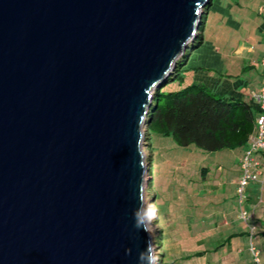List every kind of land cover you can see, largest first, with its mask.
Listing matches in <instances>:
<instances>
[{
  "label": "water",
  "instance_id": "95a60500",
  "mask_svg": "<svg viewBox=\"0 0 264 264\" xmlns=\"http://www.w3.org/2000/svg\"><path fill=\"white\" fill-rule=\"evenodd\" d=\"M210 1L0 0V264H137L146 118Z\"/></svg>",
  "mask_w": 264,
  "mask_h": 264
},
{
  "label": "rangeland",
  "instance_id": "374dc122",
  "mask_svg": "<svg viewBox=\"0 0 264 264\" xmlns=\"http://www.w3.org/2000/svg\"><path fill=\"white\" fill-rule=\"evenodd\" d=\"M228 1L234 3L233 18L239 24L236 28L230 26L227 29L222 25L221 17ZM235 2L236 0H213L203 44L191 53L181 78L167 84L163 88L164 92H177L194 84L204 86L209 92L226 94L227 74L231 75L232 81H239L240 85L246 80L257 79L261 74L264 44L259 46L257 40L253 39L256 36H251L253 32L247 28L251 23L245 20L250 21V18L255 17L259 5L264 6V0H237L239 6L235 5ZM204 19L205 17V23ZM248 37H252L251 43L245 42ZM217 45L222 50L212 59L211 50ZM242 46L244 47L241 48ZM191 51L192 48L186 51V54ZM183 56L184 54L178 58L177 64ZM251 62L252 70L246 69L243 72V67ZM176 68L167 78L173 76ZM150 137L146 126L143 141L145 164L151 169L156 159V169L150 171L146 177L145 203L155 206L158 216H163L165 220L163 227L158 226L157 220H153L150 231L156 264H256L250 250V237L238 234L230 239L226 246H221L230 234L239 230L243 232L247 227L238 217L240 211L236 194V183L240 176L239 158L243 149L208 154L195 146L182 148L172 142L171 138L157 134ZM151 147L154 160L149 161ZM263 156L264 152H259L254 155V159L259 160ZM174 164L186 165L179 172V179L175 182L172 170ZM260 172L264 173V163ZM263 179L264 177L259 175L257 182H251L247 187V194L257 206L260 205L261 211L264 207V203L260 202V198L264 199ZM246 203H243L242 208L252 216L253 212L248 211L250 207ZM190 219L193 220L189 221ZM253 220H250L249 224L254 226L257 232L252 242L260 252L259 264H264V214L259 212L257 220ZM162 235L163 244L159 240ZM198 252L204 254L187 259Z\"/></svg>",
  "mask_w": 264,
  "mask_h": 264
},
{
  "label": "trees",
  "instance_id": "16d2710c",
  "mask_svg": "<svg viewBox=\"0 0 264 264\" xmlns=\"http://www.w3.org/2000/svg\"><path fill=\"white\" fill-rule=\"evenodd\" d=\"M212 3L213 0L210 1L209 7ZM209 7L205 9L206 14ZM204 17L206 21L204 15L199 27L200 33L186 50L192 48V51L189 54L184 53L173 76L167 78L155 91L153 105L147 115L149 135L150 138L152 134L171 138L172 142L182 148L195 146L208 154L237 148L246 150L255 132L256 119L260 114L259 106L251 105L243 95L236 92L232 95L209 92L204 86L194 84L177 92L163 91L167 84L181 78L191 53L203 44ZM249 66L246 69L250 70ZM261 68L262 80L264 69L262 66ZM243 84H246V81ZM150 144L152 146V143ZM148 156L149 161L154 160L152 147ZM155 165L156 159L149 169V174L156 169ZM235 236L237 235L229 239ZM159 240L163 244L164 236L162 235ZM228 243L229 241L224 242L221 246ZM203 254L204 252H198L193 256L201 257Z\"/></svg>",
  "mask_w": 264,
  "mask_h": 264
},
{
  "label": "crops",
  "instance_id": "0c3cea01",
  "mask_svg": "<svg viewBox=\"0 0 264 264\" xmlns=\"http://www.w3.org/2000/svg\"><path fill=\"white\" fill-rule=\"evenodd\" d=\"M235 5L239 6V3L237 2V0L235 2ZM212 6H213V3H212V5H210L209 10H208L207 15H206V21H205V24H204V31L206 30V27H207V23L206 22H207V18L209 17V13L211 12V7ZM234 11H235L234 3H232L231 1H228L227 5H226V9L224 10V15H223V17H221V18H223L222 19V21H223L222 25L224 24L225 28H227V29L230 26L236 28V25H239V24H237L235 22V20L233 18V13H235ZM245 21L251 23L249 26H247V28H249L251 30V33L253 32V34L251 36H254V35L256 36V38H253V39H256L257 40V43L259 44V46L263 45L264 44V42H263L264 41L263 40L264 39V6H262V5L260 6L259 5V8H258V10L255 13V17H253L252 19L250 18V21H248V20H245ZM204 31H203V42H204ZM251 38L250 37H248L247 39L245 38V42L251 43V41L253 40ZM252 45L254 46V44H252ZM243 47L244 46H242L241 48H243ZM221 50H222V48L220 46H218V45L215 46L214 49H213V51L211 50V53L213 54L212 55V59H214L216 57V54H220ZM226 57L227 58H230L229 55L228 56L226 55ZM252 64L253 63L251 62L249 64L251 66L248 65L250 67V70H252V68H253V65ZM248 66L246 65V66L243 67V72L246 71V67H248ZM261 75H262V68H261V74H259V76L257 77V79H255V78L252 77L253 78L252 80H246V84L240 85V82L239 81H232L231 80V77H230L231 75H228L227 74V78H228L227 87H228V89H227L226 94L232 95V94H234V92H236L237 94H241V95H243L247 99L248 102L249 101L252 102L251 105H254L255 107H258L257 102H255L254 99L250 96V92L251 91L252 92H259L260 86H261ZM243 83H245V81ZM244 151H245V148L243 149V152H241V155H240V158H239V162H240V159H241L242 155L244 154ZM259 161L261 162V164L264 163V156L261 159H259ZM182 164L181 165L179 164V166L174 164L175 166L172 168V170H173V182H175V180L178 181V179H179V172L182 170L183 167L186 166L185 164L184 165H182ZM199 164H202V163H199ZM262 177H264V173H263ZM177 188H179V186H177ZM263 189H262V191H263ZM263 194H264V192H263ZM262 199L260 198V202L261 203H264V199L263 200ZM246 202H247L246 204L249 205V207H250V210H248V211L249 212L252 211L253 214H254V220H257V215L259 214V212H261V215L264 214V207L262 208V211H261L260 210V205L257 206V203L255 204V201L248 194H247V200H246ZM245 211H247V210H245ZM191 220H193V219H190L189 221H191ZM225 223H226V221H225ZM256 232H257V230H256ZM238 234L239 235L240 234L241 235H245L247 237L248 236L247 227L244 228V231L243 232H240V230H239L237 233L230 234L226 238V240H224V242L227 243V241H229V243H230L229 237H231L233 235H238ZM257 235H261V234L260 233L259 234L257 233ZM256 249L258 250V248H256ZM258 252H259V250H258ZM193 255H191V257L189 256L188 259L193 258L194 257ZM259 257H260V252H259ZM225 259H227V258H225ZM255 263L256 264H259L260 263V259H259V263H257V262H255Z\"/></svg>",
  "mask_w": 264,
  "mask_h": 264
},
{
  "label": "built area",
  "instance_id": "2783aa9c",
  "mask_svg": "<svg viewBox=\"0 0 264 264\" xmlns=\"http://www.w3.org/2000/svg\"><path fill=\"white\" fill-rule=\"evenodd\" d=\"M261 64L264 69V58L261 60ZM250 96L254 99L255 102L258 103L260 114L256 119L255 132L250 139L249 147L246 149L240 161L241 176L237 181L236 186V194L240 206L247 198L246 189L248 185L253 181H257L258 175L260 174V163L254 159V155L261 151H264V73L261 80V87L259 92H250ZM239 219L244 221L245 223H248L250 215H248L245 211L240 210ZM248 227L250 232V249L256 262H259V253L255 249L251 241L255 234V227L251 225H248Z\"/></svg>",
  "mask_w": 264,
  "mask_h": 264
},
{
  "label": "clouds",
  "instance_id": "9594fccd",
  "mask_svg": "<svg viewBox=\"0 0 264 264\" xmlns=\"http://www.w3.org/2000/svg\"><path fill=\"white\" fill-rule=\"evenodd\" d=\"M203 16H204V14H203ZM201 20H202V18H201ZM245 151H244V153H245ZM243 155H242V157H243ZM240 161H241V159H240ZM256 161L260 163V169H261V167H262L261 162L259 160H256ZM239 165H240V162H239ZM260 169H259V172H260ZM259 175H263V173L260 172ZM240 176H241V171H240ZM240 176H239V178H240ZM253 182H257V181H253ZM236 186H237V183H236ZM246 196H247V189H246ZM246 200H247V198H246ZM242 205L241 206L239 205V211L243 210ZM249 215H250V219L248 220V223H246L247 230H248V237H250V232H249L248 225H250L249 224L250 220L252 221V219H254V214L252 216H251V214H249ZM238 217H239V214H238ZM133 220H134V228L137 230V232H139L141 230H143L145 233L150 232L152 230V222H153V220H157L158 221V226L163 227V225L165 224V220H164L163 216H158V210H153V207L151 205L146 206L143 203L142 200L139 202L138 207L133 210ZM255 235H256V228H255L254 237H255ZM145 244H146V246H145L144 250H142V251H140L138 253L137 264H156V255H155V250H154V247H153L151 239L146 241ZM255 249H256V247H255ZM258 258H259V256H258ZM257 263H259V262H257Z\"/></svg>",
  "mask_w": 264,
  "mask_h": 264
},
{
  "label": "bare ground",
  "instance_id": "6f19581e",
  "mask_svg": "<svg viewBox=\"0 0 264 264\" xmlns=\"http://www.w3.org/2000/svg\"><path fill=\"white\" fill-rule=\"evenodd\" d=\"M204 7H205V6H203V9H204ZM191 41H192V40H190V42H191ZM152 207H153V210H155V206H152Z\"/></svg>",
  "mask_w": 264,
  "mask_h": 264
}]
</instances>
